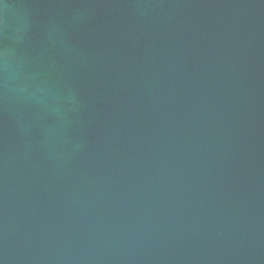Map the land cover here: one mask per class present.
I'll return each mask as SVG.
<instances>
[{
  "label": "water",
  "instance_id": "95a60500",
  "mask_svg": "<svg viewBox=\"0 0 264 264\" xmlns=\"http://www.w3.org/2000/svg\"><path fill=\"white\" fill-rule=\"evenodd\" d=\"M0 264H264V0H0Z\"/></svg>",
  "mask_w": 264,
  "mask_h": 264
}]
</instances>
